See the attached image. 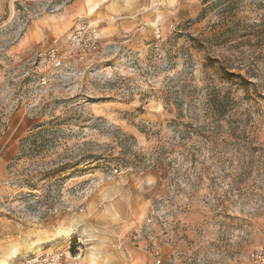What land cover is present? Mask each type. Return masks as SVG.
Instances as JSON below:
<instances>
[{
  "label": "rangeland",
  "instance_id": "1",
  "mask_svg": "<svg viewBox=\"0 0 264 264\" xmlns=\"http://www.w3.org/2000/svg\"><path fill=\"white\" fill-rule=\"evenodd\" d=\"M48 122L64 143L15 161ZM87 142L126 166L23 182ZM263 239L264 0H0V264H249Z\"/></svg>",
  "mask_w": 264,
  "mask_h": 264
},
{
  "label": "trees",
  "instance_id": "2",
  "mask_svg": "<svg viewBox=\"0 0 264 264\" xmlns=\"http://www.w3.org/2000/svg\"><path fill=\"white\" fill-rule=\"evenodd\" d=\"M210 108L214 110L215 106L210 104ZM62 124H41L39 127H36L33 130V134L24 138L20 141L18 146V154L14 158L15 161L25 159L28 163H33L36 159L42 158L45 150H49L55 145L63 144L65 140L64 134L57 130L56 127L61 126ZM125 141L134 140L132 137L124 136ZM122 141V140H121ZM121 149L127 150L129 146L127 144L123 145L120 143ZM129 145V144H128ZM77 157H72L66 162H60L54 168L46 172H40L37 175V172H29L23 176V182L27 187H33L36 185L38 180L48 181V180H58L66 175H74L83 173L85 171L93 170L99 166L109 167L113 163L123 164L126 166L127 160H124L123 153H119L118 157H114L112 149H110V154L106 153L107 149L100 147L99 145L91 142L80 144L78 147ZM73 150V149H70ZM158 160L154 167L155 169L162 171L163 167L166 165L164 163V158L166 152L163 148H159ZM72 152V151H71ZM122 156L123 159H122ZM135 159V158H134ZM123 162V163H122ZM141 162V161H140ZM138 162V163H140ZM142 164V162H141ZM152 167L150 165L144 166V169ZM138 168V167H137Z\"/></svg>",
  "mask_w": 264,
  "mask_h": 264
},
{
  "label": "built area",
  "instance_id": "3",
  "mask_svg": "<svg viewBox=\"0 0 264 264\" xmlns=\"http://www.w3.org/2000/svg\"><path fill=\"white\" fill-rule=\"evenodd\" d=\"M71 44L75 46H80L83 49L88 51H95L98 48L99 38L97 34V29L90 24H83L77 30H75L71 35ZM48 56L53 65L57 64L60 61L59 55L56 53L55 49H52L48 52ZM150 221V220H147ZM136 238V237H135ZM134 238V239H135ZM151 253L158 255L159 249L157 247L153 248ZM61 254H56L53 256H45L39 262V264H58ZM249 264H264V239L259 242L249 253L248 255ZM17 264H31L30 262L26 263H17Z\"/></svg>",
  "mask_w": 264,
  "mask_h": 264
},
{
  "label": "crops",
  "instance_id": "4",
  "mask_svg": "<svg viewBox=\"0 0 264 264\" xmlns=\"http://www.w3.org/2000/svg\"><path fill=\"white\" fill-rule=\"evenodd\" d=\"M105 226H99V228H93L90 230L95 231V234L100 236L101 239H106L107 235L109 232H107V230H104ZM112 241V239H110V242ZM77 242L81 243L80 240L77 238ZM107 242L105 244H102L100 246L102 247V250H98L96 249V253H95V258H100L106 261H113V260H119L121 259V252H123V250L121 249V246H116V244L114 243H110ZM74 245H78L76 243H74ZM118 247L121 249V252L118 251ZM98 248V247H97ZM122 248H124L127 252H132V253H136V248H131L130 246H123ZM70 246L67 247V255H69L70 260H74L72 259V257H70ZM125 254V253H124ZM85 255V254H84ZM69 260V262H70ZM83 262L88 261V258L86 256L83 257L82 259ZM67 262V263H69ZM83 264V263H82Z\"/></svg>",
  "mask_w": 264,
  "mask_h": 264
}]
</instances>
